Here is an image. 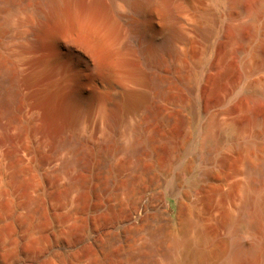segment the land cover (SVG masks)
Instances as JSON below:
<instances>
[{"label":"rangeland","instance_id":"obj_1","mask_svg":"<svg viewBox=\"0 0 264 264\" xmlns=\"http://www.w3.org/2000/svg\"><path fill=\"white\" fill-rule=\"evenodd\" d=\"M40 1L0 0V83L14 87L13 99L0 90V264H220L253 240L260 259L250 263L264 264V218L241 222L245 203L264 198V129L250 124L255 114L264 121V3L254 13L258 0H174L169 19L154 21L156 39L189 24L188 43L150 64L132 44L131 0H69L81 15H117L109 78L91 76L70 50L76 36L61 37L60 50L33 45ZM143 12L130 15L152 34V8ZM46 54L57 61L45 65ZM123 67L149 95L138 116L120 113ZM70 80L89 103L83 119L40 94ZM210 118L214 144L203 135ZM197 247L214 250L210 263L187 258Z\"/></svg>","mask_w":264,"mask_h":264},{"label":"bare ground","instance_id":"obj_2","mask_svg":"<svg viewBox=\"0 0 264 264\" xmlns=\"http://www.w3.org/2000/svg\"><path fill=\"white\" fill-rule=\"evenodd\" d=\"M173 1L174 0H131V1H128V3H127V7L129 10H131V13H135L137 15L140 12H142V14H143L144 13L143 10H145L147 7L152 8V34L149 33V30L147 29L145 24L143 25V24H140L139 22H137L136 20L138 18L135 19V17L133 15H130L131 13L129 14L128 19L126 18L127 19L126 22H128V24L130 25V28H131V40H133V42H134L132 44H135L136 51L139 53V55L146 58L148 60V62H150V64L153 63L152 58L157 57L161 52L173 53L176 51V49L179 48V46L188 43V41H187L188 36L186 35V30H187V28H189L188 27L189 24L186 26L184 24H182V25L176 24L174 26L172 25V29L170 30V32L167 31L168 33H164L163 37L161 38V41L159 43L157 42L156 33L158 31L156 32V26H155L154 21L158 18H160L162 20H166L169 16H171V14L173 13V7H172ZM234 2H236V1H234ZM242 2H238V3H240V4L246 3V2H243V3ZM263 3H264V0H258V2L256 3L257 5L255 7H253L254 5L252 4L253 6L248 8V9H249V11L252 10L255 13L263 5ZM240 4H238V6ZM39 5L40 6L36 10V17H37L38 22H37V24H35L36 26H35L34 30L29 31V33L31 32L30 35L32 34L31 36H33V45L34 46H36V47L38 46L40 48L47 49L50 45H52V47L54 49L56 48L57 50H60V49H64L66 46H68L67 42L66 43L64 42V38H63V41H59V39L61 37L72 38L73 36H76V38L78 37V41L81 43V45L71 47L70 50L77 53L78 55H80L82 57L84 63L86 65H88L87 68H89L91 76H105V77L111 78L112 76H114L116 74L115 71L117 69L114 67V65L109 60L110 51L108 49L110 47V42H111V39L113 36L114 28L117 25V21H118L117 15H113V14H109L107 12L99 11L96 7L91 9L85 15H81L78 13L77 10H75V8L71 4V1H69V0H42V2ZM181 6H182V4H181ZM184 8H186V5ZM183 12H185V11H183ZM120 15H121V13H120ZM139 15H141V14H139ZM179 17H180V15H179ZM171 21L173 22V19H171ZM34 23H36V20ZM172 24H175V23H172ZM243 27L254 28L255 27V20L252 19V20L242 22V25L239 27L240 30H242ZM160 29H163V28H160ZM159 31H161V30H159ZM212 33H213V31H212ZM31 36H30V38H31ZM240 36H241V34H240ZM189 39H191V38H189ZM182 47L183 46H181V49H182ZM30 48H31V46H30ZM92 53L94 54L93 57L91 56V55H93ZM160 55H162V54H160ZM43 59H44L43 62L45 63V65H48V66H51L52 64H54L57 61V57H53V59H49L47 54L43 57ZM119 67H120V65H119ZM123 68L125 71L124 76H122L123 80L121 82V83H123V86L119 89V91H117L115 93L116 98L120 101V104H121L122 110L120 111V113L121 114L129 113V114H134V115L138 116L141 112V107H140L141 104L147 99V96H149V95L146 92L140 91V90L136 89L135 87H133L140 80L135 74L136 71H134L131 67L130 68L123 67ZM90 73H88V74H90ZM65 75L67 76V78H70V77L76 78V77H74L75 75L72 73H67ZM1 79H3V78H1ZM71 82H72L71 80L66 81L65 83H62L59 81L53 82L50 85H48L47 87L41 89L40 94L42 95V97L43 96L46 97V99L48 100L50 105L55 106V108L56 107H64L69 113H72V115H74L75 118H78V119L82 118L83 119L84 115L86 116V113L90 111V106H89V103L86 105L85 103H81L79 100H77V98H76L77 92H75L69 88ZM13 88H14L13 84H11L10 82H8L6 80H4L3 82L0 83L1 93L3 94V97H6L7 99H10V97H11V99H13V97H12L13 91H14ZM82 107H85V108L82 110L81 109ZM107 111H109V110H107ZM105 117L108 120V119H112L113 116L108 115V113L106 112ZM103 118L104 117H102V119ZM113 121H114V119H113ZM248 123L249 122H247V124ZM139 124H140V122H139ZM236 124H237V122L236 123L233 122V124L231 126H236ZM250 124H253V128L254 127L256 128L255 131L257 133L260 132L259 131L260 129H262V130L264 129V121L257 114L253 115V117L250 118ZM217 127H218V121L216 118L208 119L203 126V135L205 136L206 141H208L211 144H214V142L216 140L215 138H216V134H217L216 133ZM231 128H233V127H231ZM131 134L132 133H130V136H131ZM132 136H133V134H132ZM130 138H132V137H130ZM131 142H132V139H131ZM139 142L140 141H138L137 137H135L134 142H132V143L137 144ZM141 144H139V145H141ZM249 145L251 147H257L259 149L262 147V145L253 144V143H251ZM252 149H254V148H252ZM261 166H263V165H261ZM261 199L262 198L255 200L254 198H251L249 200V202L245 201L246 202L245 204H247V203L248 204H247L246 210L244 209L245 211L242 209L243 210L242 212H244V216L242 218V221L239 218V220L241 222L245 221L246 225H248L249 227H252V228H256L259 226L260 223H263V222H260V220L262 217L264 218V198L262 200ZM241 214H243V213H241ZM229 220L231 223L235 222L233 220V218H230ZM199 240L208 244L211 239L208 236H204V235L202 236L200 234ZM235 241H236V243L238 242L237 239ZM259 241L260 240H257V241L253 240L251 243H249L250 245L248 244V248H245V247L243 248V245H241L239 243H237V245H236L234 242L235 248L234 249L232 248V252H230V253L226 252V253H224L223 257L221 256L223 258V260L221 261L220 264H249L250 261L252 262V260H255V258L257 259L258 255H259L258 254L259 253L258 252ZM192 242H193V240H192ZM245 246H246V244H245ZM188 249L186 251L187 252V258L189 260H194L196 263L197 262L202 263V262H206V261L209 262V260L211 261V259L213 257L212 251H214V250H211L212 248L211 249H205V248L203 249V248L197 247V248H192V249L190 248V250H188ZM261 252H262V250H261ZM261 252H260V255H262ZM262 253H264V251ZM258 258L260 259V256ZM252 263H250V264H252Z\"/></svg>","mask_w":264,"mask_h":264}]
</instances>
